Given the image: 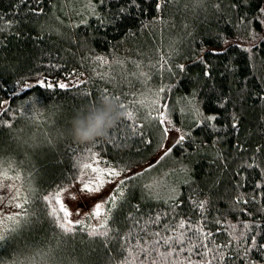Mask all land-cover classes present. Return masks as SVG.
Returning a JSON list of instances; mask_svg holds the SVG:
<instances>
[{"label":"trees","instance_id":"16d2710c","mask_svg":"<svg viewBox=\"0 0 264 264\" xmlns=\"http://www.w3.org/2000/svg\"><path fill=\"white\" fill-rule=\"evenodd\" d=\"M101 93L131 118L74 142ZM85 163L123 196L65 235L43 197L94 181ZM0 165L31 218L1 225L0 264H264V0H0ZM154 167L171 196L143 183Z\"/></svg>","mask_w":264,"mask_h":264},{"label":"snow or ice","instance_id":"6c2138e0","mask_svg":"<svg viewBox=\"0 0 264 264\" xmlns=\"http://www.w3.org/2000/svg\"><path fill=\"white\" fill-rule=\"evenodd\" d=\"M134 3L135 0H132ZM160 3H157L156 7L157 9L160 8ZM205 75H208L206 72ZM41 87L46 86L47 88H52L54 85L51 83H47L46 81H40L39 82ZM57 87L61 89H65L68 87L67 84L64 83H59L56 85ZM6 103V102H5ZM124 107V105H122ZM127 118H131V113H127ZM208 119H215V117H209ZM160 123H164V120L161 119ZM235 127V124L233 125ZM165 132H167V129H165ZM184 140V136H180L179 139L175 142L179 144L181 141ZM169 152H171V148H168L165 151V155H167ZM163 158V157H161ZM251 166V165H250ZM83 168L85 169H91L93 173H96V176L94 177V181H89L87 183L83 184V187L81 191L89 193V194H94V193H100L101 190L105 187L106 183H111L115 178L120 176V172L114 169H109L107 171L99 169L97 167H93L92 164L85 163L83 164ZM5 179H12V177H9L7 175V172L4 171L2 168H0V188L3 187V180ZM15 179H19V176L15 177ZM119 184L123 185L124 180L120 179ZM10 190L12 188H15V194L11 196L8 200L9 204H12L15 208L21 209L22 211L20 213H15L12 216L6 217L7 220L13 221L16 226H19L21 223L23 224H29L31 222L30 214L28 212V209L25 208V204L28 203V198L23 197L21 201V191L20 188H16L15 185H10L9 186ZM66 191V189L59 188L57 191L54 193H51L49 195H46L43 197V200L49 207L48 211V216H50L53 219V222L56 224V226L60 229V231L67 235L73 232L74 227L76 224H82L81 221H72L70 217L73 215L71 211H69V207L66 204V202L62 199V194L63 192ZM120 196H123V192H119ZM75 199V197H72ZM3 197H0V203L3 202ZM105 199L107 203L112 204L115 206L116 199L117 197L115 195L108 197V198H103ZM202 206V205H201ZM102 204L101 203H95L93 205L92 210L88 213L89 218L92 217H100L102 215ZM109 212L111 209L108 210ZM79 214V213H77ZM102 228H104V231H100L99 229L93 228L90 232V236H100V237H105L108 238V229L106 227V223L101 225ZM5 235L0 233V247L3 246L5 242ZM167 243V241H165ZM127 259V258H125Z\"/></svg>","mask_w":264,"mask_h":264},{"label":"rangeland","instance_id":"374dc122","mask_svg":"<svg viewBox=\"0 0 264 264\" xmlns=\"http://www.w3.org/2000/svg\"><path fill=\"white\" fill-rule=\"evenodd\" d=\"M179 134V131H173V135L171 138H168V144L170 145ZM1 166V165H0ZM7 167H12V165H9ZM4 168H6L4 166ZM3 169V168H2ZM157 168H153L149 171H147L145 176H142V180L144 184L148 185L149 190L151 191V194H162L163 196H171L172 191L169 193H166L171 190L172 187H174L172 184L174 183V175L169 174L168 172L163 175V173H156ZM162 171V170H161ZM121 179V178H120ZM116 179V181H113L112 183H108L107 186L105 184V188L101 190L100 193H94L89 194L86 192H80L84 181H80L78 184L74 185L70 190H68L66 193L63 194L62 199L66 202V204L69 207V211L73 213V215L70 217L72 221H81L82 224H86L88 226H97L100 224L106 217L105 208H108L110 206V203H107L105 199L113 195L117 197V199L120 197L119 192L124 190V187L126 183L124 182L123 185L119 184V180ZM7 183H4V189L6 190V194L1 193L0 197H3V202L0 203V227L3 223H5L6 217L10 216V214H14L16 211V208L8 203V200L11 196L15 194V188H12L10 190V185H15L13 181L6 179ZM0 189H3L0 188ZM82 198H85L86 200L83 201V203L75 204L74 200L79 198V194ZM72 197H75L73 199ZM116 199V200H117ZM95 203H101L102 204V215L100 217H92L89 218L88 213L92 210L93 205ZM79 213V214H77ZM3 226V225H2Z\"/></svg>","mask_w":264,"mask_h":264},{"label":"clouds","instance_id":"9594fccd","mask_svg":"<svg viewBox=\"0 0 264 264\" xmlns=\"http://www.w3.org/2000/svg\"><path fill=\"white\" fill-rule=\"evenodd\" d=\"M118 98L101 93L95 101L77 108L71 119L68 135L74 142L91 144L109 140V131L127 115Z\"/></svg>","mask_w":264,"mask_h":264}]
</instances>
